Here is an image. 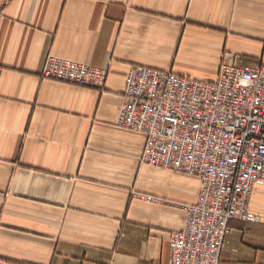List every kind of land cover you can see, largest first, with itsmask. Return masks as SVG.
Here are the masks:
<instances>
[{
  "label": "crops",
  "instance_id": "obj_1",
  "mask_svg": "<svg viewBox=\"0 0 264 264\" xmlns=\"http://www.w3.org/2000/svg\"><path fill=\"white\" fill-rule=\"evenodd\" d=\"M47 55L107 69L102 90L42 78ZM264 65V0H0V258L169 264L198 178L140 162L116 126L129 66L203 82ZM218 264H264V185Z\"/></svg>",
  "mask_w": 264,
  "mask_h": 264
},
{
  "label": "built area",
  "instance_id": "obj_2",
  "mask_svg": "<svg viewBox=\"0 0 264 264\" xmlns=\"http://www.w3.org/2000/svg\"><path fill=\"white\" fill-rule=\"evenodd\" d=\"M40 76L102 90L107 69L47 55ZM116 126L145 137L142 164L200 182L168 237L169 264H218L229 221L259 222L250 203L264 185V65L222 64L212 82L131 65Z\"/></svg>",
  "mask_w": 264,
  "mask_h": 264
}]
</instances>
